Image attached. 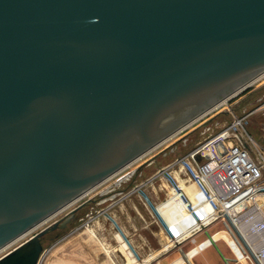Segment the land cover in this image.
Here are the masks:
<instances>
[{"label": "water", "instance_id": "water-1", "mask_svg": "<svg viewBox=\"0 0 264 264\" xmlns=\"http://www.w3.org/2000/svg\"><path fill=\"white\" fill-rule=\"evenodd\" d=\"M262 76L264 0H0V250Z\"/></svg>", "mask_w": 264, "mask_h": 264}, {"label": "rangeland", "instance_id": "rangeland-1", "mask_svg": "<svg viewBox=\"0 0 264 264\" xmlns=\"http://www.w3.org/2000/svg\"><path fill=\"white\" fill-rule=\"evenodd\" d=\"M245 114L250 117L247 130L264 146V76L184 131L128 165L83 198L8 244L0 251V257L92 198L87 206L76 213L66 228L45 236L44 252L39 264H149L151 259L159 260L167 255L171 259L185 258L193 247L192 239L195 235H188L177 227H180V222L185 217L170 200L159 205L162 200H166L168 193L163 187L164 181L159 172L175 158L186 155L228 125L234 115ZM140 165L142 167L138 168ZM159 215L174 229L178 241L171 237ZM218 235L233 244L227 233L222 231ZM214 238L218 239L216 235ZM166 241H171L172 246L164 250L161 246ZM211 241L212 238L204 243L209 244ZM181 242L184 243L180 244ZM234 250L236 251L235 248ZM223 256L230 261L227 263ZM232 256L226 244L219 241L205 252V258L201 256L200 259L204 264H240ZM172 264L180 262L175 259Z\"/></svg>", "mask_w": 264, "mask_h": 264}, {"label": "built area", "instance_id": "built-area-1", "mask_svg": "<svg viewBox=\"0 0 264 264\" xmlns=\"http://www.w3.org/2000/svg\"><path fill=\"white\" fill-rule=\"evenodd\" d=\"M249 118L234 115L221 131L162 168L159 175L184 205L195 229L221 223L247 261L264 264V146L247 130ZM179 169L195 185L207 213L182 182ZM163 222L178 241L174 229Z\"/></svg>", "mask_w": 264, "mask_h": 264}, {"label": "crops", "instance_id": "crops-1", "mask_svg": "<svg viewBox=\"0 0 264 264\" xmlns=\"http://www.w3.org/2000/svg\"><path fill=\"white\" fill-rule=\"evenodd\" d=\"M224 127L225 126H223L219 131H221ZM172 150H173V148H172ZM179 157H181V156H179ZM179 157L175 158L173 161H175ZM179 174H180L182 182L190 190V192L195 197V199L198 201L203 212L207 213L209 211V209L207 208L205 201L202 199V197L199 194L198 190L196 189L195 185L191 182V180L187 177V175L184 173V171L182 169H179ZM163 187L167 190L168 193L165 197L166 200H162L159 205L166 203L167 201L170 200L171 203H173V205L175 207L179 208L180 212L185 217L184 219L181 220L180 227L179 226H177V227L180 228V230L185 232V233H192L195 235V237H194L195 242H193L194 244L192 245L193 247H191L190 250L186 253L185 258L187 259L188 262L185 261L184 257L175 258L180 262V264H204V261L202 259H200V257L203 256V258H205V252L211 246L215 245L219 241H223L226 244V246L231 251V253L233 255L232 257H233L235 262H238L240 264H251L249 261H247L243 257L242 252L239 250L238 247H236L234 242H233V244H231L229 241L226 240L225 237H220L218 235L219 232H222V231L225 232L221 223H212V224H210V225H208L205 228H202L200 230L195 229L193 227L190 219L188 218V216H189L188 213L179 204L178 200L175 198V196L173 195V193L171 192V190L169 189V187L167 186V184L165 182H163ZM215 228H216V230L213 231V229H215ZM215 235L218 237V239L214 238ZM211 238H212V241L209 244L204 243L205 241H207ZM231 240H232V238H231ZM184 242H181L180 244H183ZM171 244H172L171 241H166L162 244L161 248H163L164 250H167L172 246ZM233 247L236 249V251L238 253L234 250ZM223 257L227 263L230 261V259L226 258L225 256H223ZM194 258H196V260H194ZM175 259H171L170 255H167L165 257H162L159 260H157V259L155 260L153 258L150 261V259H149L148 262L150 261L149 264H172Z\"/></svg>", "mask_w": 264, "mask_h": 264}, {"label": "bare ground", "instance_id": "bare-ground-1", "mask_svg": "<svg viewBox=\"0 0 264 264\" xmlns=\"http://www.w3.org/2000/svg\"><path fill=\"white\" fill-rule=\"evenodd\" d=\"M179 204L185 209L184 205L178 200ZM186 210V209H185ZM187 212V210H186ZM188 213V212H187ZM189 215V214H188ZM126 243V242H125ZM10 245V244H9ZM8 246V245H7ZM7 246L3 247L0 251H2L3 249H5Z\"/></svg>", "mask_w": 264, "mask_h": 264}, {"label": "trees", "instance_id": "trees-1", "mask_svg": "<svg viewBox=\"0 0 264 264\" xmlns=\"http://www.w3.org/2000/svg\"><path fill=\"white\" fill-rule=\"evenodd\" d=\"M87 206V205H86ZM81 210V209H80Z\"/></svg>", "mask_w": 264, "mask_h": 264}]
</instances>
